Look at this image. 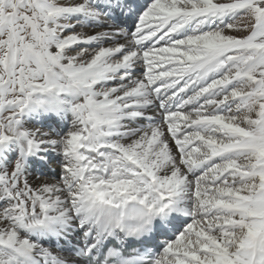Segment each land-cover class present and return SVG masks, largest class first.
I'll return each mask as SVG.
<instances>
[{
	"label": "snow or ice",
	"instance_id": "obj_1",
	"mask_svg": "<svg viewBox=\"0 0 264 264\" xmlns=\"http://www.w3.org/2000/svg\"><path fill=\"white\" fill-rule=\"evenodd\" d=\"M0 264H264V0H0Z\"/></svg>",
	"mask_w": 264,
	"mask_h": 264
},
{
	"label": "bare ground",
	"instance_id": "obj_2",
	"mask_svg": "<svg viewBox=\"0 0 264 264\" xmlns=\"http://www.w3.org/2000/svg\"><path fill=\"white\" fill-rule=\"evenodd\" d=\"M52 169H55L56 171H58V165L54 162L52 165H51Z\"/></svg>",
	"mask_w": 264,
	"mask_h": 264
}]
</instances>
